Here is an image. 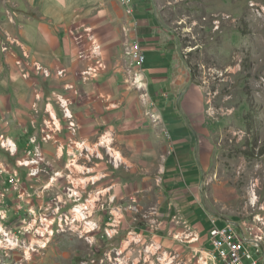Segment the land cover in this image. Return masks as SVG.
Returning <instances> with one entry per match:
<instances>
[{
  "label": "rangeland",
  "instance_id": "1",
  "mask_svg": "<svg viewBox=\"0 0 264 264\" xmlns=\"http://www.w3.org/2000/svg\"><path fill=\"white\" fill-rule=\"evenodd\" d=\"M155 1L165 6L167 24L180 36L188 64L197 77H201L208 87L207 92L211 94L207 93L208 97H212V101H208L209 108L211 106L213 109L212 115L222 122V131L218 137L219 142L209 170L205 174L200 171L194 176L186 172L187 170L183 167L180 169L184 179L199 181L195 193L199 197L201 206H191L189 212L191 219L202 222L205 230H209L213 225L209 215L224 216L223 221L232 220L236 223L241 220L253 223L257 214H261L264 218V0H225L228 5L222 10L210 8L211 6L210 9H206L205 5L211 2L210 0ZM179 1L183 3L181 7L174 10L170 8L179 5ZM190 1H200L202 6L191 5ZM9 41L7 37L3 44L4 50H8ZM5 44L7 49L4 48ZM130 74V72L127 73V77L122 80L123 88L119 95L115 96L111 103L108 102V106L119 114L112 115L110 120L114 122L117 116L129 114L127 97L134 92L138 95L136 103L139 101L143 106L144 116L154 128H157L160 124L153 117V106L146 102L142 92L132 85ZM53 91L47 79L41 82V96L38 98L41 113L39 111L40 116L29 139L30 142L33 138L37 139L35 143H31L32 155H34L36 144L41 147V156H39L41 173L39 178H34L38 180L33 181L32 184H35L37 189L31 188L30 191L34 196L40 188L39 185L45 184L47 180H49L47 184L50 183L53 176V171H50L52 169L50 162L56 161L54 164L63 172L61 178L65 179V182L62 183L58 177L57 179L62 183L61 189L55 185L52 186L50 200L52 206L49 208L62 200L60 201L62 204L68 202L65 205L68 208L64 207V211L72 213L75 204L69 197V189L72 188L81 195V202L88 198L98 201L92 216L98 222V228L95 230H89L90 227L78 228V225L81 227L83 223L80 221L72 228L67 225L61 232H74L83 236L99 231L102 238L114 237L113 240L117 238V245H119L113 250L107 247L106 251H94L87 257L74 255L72 264H80L83 259H95L89 264H145L146 258L152 264H202L204 253L200 251L202 246L200 242L204 236L201 235L198 240L193 239L191 232L195 233V226L190 220L184 221L179 217L177 209H174L170 216L163 214L166 208L165 202H167L165 199L172 197L165 167V158L169 154L171 143L165 128L163 127L161 131L165 136V147L149 165L148 159L142 158L138 153L135 155L131 151L137 141L145 139V133H138L136 136L121 140L118 136L119 131H116V128L111 126V122L107 121L101 123L103 126L98 137L79 136L80 130L83 132L85 128L80 127V122L72 111L70 100L67 101L73 115L71 118L65 114V109L60 103L62 95L60 92L55 94ZM87 98L89 100L86 102L85 116L91 119L97 114L96 99L94 96H87ZM47 102L54 105L64 125L61 126L63 135L66 133L70 137L66 148L71 147L72 152H69L70 158L67 161V158L64 161L46 157L42 153V135L47 127L45 119L42 118L46 113L49 114L46 109ZM42 106L45 107L41 108ZM71 121L75 122L74 125H71ZM60 132L55 133L56 139ZM104 136L108 138L103 139ZM84 141L82 152L79 144ZM5 152L0 150L3 157L9 158L8 161L13 163V166L16 164V167L20 161L18 155L14 158ZM25 153H19V155L23 156ZM76 161L84 167L78 165ZM178 164L181 166L179 161ZM45 166H48L47 170ZM90 167L94 168L89 172ZM17 170L19 171L18 168ZM19 174L21 178L19 188L9 181L5 187L2 189L0 187V203L3 202L4 206H7L8 214L1 225L15 234L20 233V245L14 249L8 241L3 239L0 244V264H15V257L20 259L21 264H68L61 254H53L56 251L62 253L63 248L66 251L69 246L68 243H62L60 237L55 239L54 235L58 232L43 247L40 239L35 237L34 230L28 229L27 232L30 234H25L27 230L24 229L25 220L28 221L29 216L26 217L24 214L23 221L18 224L19 219L14 214L9 215L13 198L3 201V192L22 191V181L28 180H24L27 179L26 174L21 175L20 171ZM93 179L97 181L94 182ZM115 180L123 184H133L132 194L127 196L124 193L123 196L118 197L120 202L113 194L110 195L107 191L105 194L103 191L104 183ZM142 185L145 186L144 189H141ZM81 187L85 190L84 194L80 190ZM43 189L40 188V190ZM160 201H163L161 205H159ZM118 206L124 210L123 216L117 227L118 232L111 236L107 232L111 229L110 211ZM49 210L51 211L52 208ZM36 211L39 212L37 208ZM22 212L24 213V210ZM97 213L99 215L104 213L107 217L105 224L103 220L99 221L96 218ZM222 223L221 221L219 225ZM170 224L175 226L170 229ZM170 231L171 234H169ZM176 235L179 237L177 238ZM94 236L91 234L90 239L85 238L89 242L92 240L95 242ZM169 236L176 240L175 245L164 244V237ZM0 238H2L1 235ZM177 243H180L182 247L176 245ZM31 244L34 248H30ZM205 246L207 251L205 254L211 261L212 255L208 252L212 246ZM54 248L57 249L54 250Z\"/></svg>",
  "mask_w": 264,
  "mask_h": 264
},
{
  "label": "crops",
  "instance_id": "2",
  "mask_svg": "<svg viewBox=\"0 0 264 264\" xmlns=\"http://www.w3.org/2000/svg\"><path fill=\"white\" fill-rule=\"evenodd\" d=\"M210 1L205 5L206 9L222 10L228 5L225 0ZM201 3L189 2L191 5L202 6ZM182 5L180 2L170 8L174 10ZM129 6L133 7V14H128ZM166 13L165 6L159 5L155 0H0V133L16 142L17 151L11 153L1 146L0 150L6 151L8 156L14 158L17 155L20 159L31 157L32 147L29 139L41 113L38 98L41 96V82L45 79L54 89L53 93L60 92L62 98L70 100L80 127L85 128L83 132L80 130L79 136L98 137L103 126L101 123L107 121L119 131L121 140L143 132L145 139L137 141L131 151L148 159L149 165L165 147V136L161 132L164 127L171 143L169 154L165 158V167L172 197L165 199L167 202L163 214L170 216L171 212L177 209L179 217L184 221L190 220L196 228L192 234L198 235L199 238L204 236L200 242L202 251L205 245H211L209 230H205L202 222L192 220L189 214L191 206H201L195 193L199 181L184 179L180 169L183 167L194 176L200 171L205 174L209 170L222 131V122L212 115L208 103V87L188 64L180 36L167 24ZM92 34L100 45V55L93 52L94 43L90 38ZM7 37L10 40L9 48L4 50L3 44ZM136 41L145 55L142 65L143 77L148 103L152 104V111L159 119L160 125H157V128L144 116L143 106L139 101L136 103L138 95L134 92L127 97L129 114L117 116L114 122L110 120L112 115H119L108 105L123 88L122 80L129 73L128 67L135 64L128 49ZM35 62L49 68L52 75L47 77L38 73L33 67ZM91 66L98 68V74L84 79L85 71ZM59 70H63V74H58ZM87 96H94L96 99L97 114L91 119L85 116L86 102L89 100ZM43 107L45 106L41 108ZM46 109L49 114L46 113L42 119L48 120L55 114L56 123L61 127L63 124L54 105L47 102ZM62 129L61 127L57 139L55 137L43 142L44 156L64 161L65 158L66 161L70 158L69 152H72V149L66 148L70 137L66 133L63 135ZM106 138L108 137L104 136L103 139ZM23 152H26L25 155H19ZM8 160L9 158L0 153V165H7L10 171L18 168L21 175H27L24 180H28L21 183L22 191L19 193L23 192L22 196L19 193L3 192V201L13 198L9 215L14 214L20 224L30 206L37 208L39 212L51 209L52 207H49L52 206V186L61 189L62 183L65 182V179L61 178L63 172L54 164L56 161L50 162L52 169H49L53 171L50 183L47 184L49 180L45 184L36 182L41 184V189L43 186L45 189L39 188L33 196L30 190L37 189L36 185L32 184L38 180L34 178L39 177H28V167L18 164L15 167L16 164L13 166ZM77 164L82 166L78 162ZM46 168L48 166H45V170ZM93 168L90 167L89 172L93 171ZM82 170L85 172L83 168ZM7 183L6 172L0 175L1 189ZM104 184L105 194L106 191L110 195L113 194L117 201L124 193L130 196L133 191V184L124 185L116 180ZM144 188L142 185L141 189ZM80 190L84 194V188ZM161 203L163 201H160L159 205ZM0 206L7 207L3 202ZM214 216L218 218L219 223L228 221H223L224 216ZM209 217L211 219L210 215ZM96 218L103 220V224L107 222L104 213H97ZM174 226L170 224V229ZM76 234L58 232L54 235L55 239L60 237L62 243L69 245L66 251L63 248L62 253H53L61 254L68 264H72L74 255L87 257L94 251H106L107 247L113 250L119 246L117 238H102L99 231L83 236ZM91 234H95V242H89L85 238ZM175 241L170 236L164 237V244L175 245ZM176 245L181 246L180 243ZM14 259L15 264H21L18 257Z\"/></svg>",
  "mask_w": 264,
  "mask_h": 264
},
{
  "label": "built area",
  "instance_id": "3",
  "mask_svg": "<svg viewBox=\"0 0 264 264\" xmlns=\"http://www.w3.org/2000/svg\"><path fill=\"white\" fill-rule=\"evenodd\" d=\"M127 1V0H124ZM133 7H128V14H133ZM91 40L94 43L93 52L97 55H100V45L96 41L94 35H90ZM4 48L7 49V44L4 45ZM128 52L134 57L135 64L133 66L128 67V72H130L132 85L138 90L141 91L142 96L145 101L148 102L147 88L146 82L143 77L142 65L145 61V55L140 47L138 41L131 45L128 49ZM21 63V62H19ZM33 67L38 73H42L45 76L49 77L52 75V71L44 67L42 64L35 62ZM134 68V69H133ZM58 74H63V70H59ZM98 74V68L95 66L89 67L84 73V79H89L92 76ZM209 94V93H208ZM211 95V94H209ZM209 102L212 101V97H209ZM61 105L65 109V114L68 117H72V112L68 106V101L65 98H61ZM210 111L212 113L213 109L210 106ZM52 114V113H51ZM154 119L158 121L157 117L153 113ZM46 122V129L43 131L42 141L47 142L52 140L55 137V133L61 131V127L59 123L57 124V118L54 114ZM74 121H71V125H74ZM37 141L36 138L31 139V143H35ZM84 143H80L79 147L82 149ZM0 146L11 153H15L17 151V144L13 140H11L8 136L3 133H0ZM41 147L36 144L34 155H31L29 158L20 159L18 161V165L28 167V174L32 177H38L41 173L40 158ZM76 157V155H75ZM8 174V181L16 188H19V182L21 180L19 171L15 168L11 171L7 167V165H0V175L6 173ZM77 189V187H75ZM23 194L22 193H19ZM69 197L75 202L72 213L64 211V206L68 202H60L54 204L52 210L49 209L47 211L37 212L36 208L29 207L25 213V216H29L28 221L25 220L24 229H27L25 234H30L28 229L34 230L33 233L35 237L40 239L42 242V246L44 247L48 241L51 240L52 236L56 232H61L65 230L67 225L70 227H74L75 224H79L80 221L82 226L78 228L90 227L89 230H95L99 227V224L96 220L92 218L97 208V202L88 198L86 201L81 202V195L79 192L74 189H69ZM103 207L105 204L103 203ZM122 207L118 206L115 210L110 211L109 217V225L111 227L107 232L114 236L118 232V226L121 222ZM8 217L7 210L5 207L0 206V225L4 220ZM211 220L213 225L209 229V239L212 248L208 252V254L212 255L211 261L208 260L206 254H203L202 264H264V218L261 217V214L255 215V221L253 223L247 222L245 220H241V222L236 223L232 220L226 221L224 224L219 225L218 218L216 216H211ZM92 224V225H91ZM21 232V231H20ZM82 232V230H81ZM91 232V231H89ZM132 233V232H131ZM192 234V232H191ZM0 244L5 241H8L12 248H16L20 245V233L15 234L11 230L0 226ZM33 235V234H32ZM34 236V235H33ZM90 239V236H86ZM178 238L179 236L176 235ZM193 239L198 240L199 236L193 234ZM32 243V242H30ZM30 245V248H34ZM202 253H207L206 249L202 248ZM95 259L87 260L83 259L80 264H89L90 262H94ZM104 261V260H101ZM145 264H152L148 262L146 258Z\"/></svg>",
  "mask_w": 264,
  "mask_h": 264
},
{
  "label": "bare ground",
  "instance_id": "4",
  "mask_svg": "<svg viewBox=\"0 0 264 264\" xmlns=\"http://www.w3.org/2000/svg\"><path fill=\"white\" fill-rule=\"evenodd\" d=\"M92 225V224H91ZM1 226V225H0Z\"/></svg>",
  "mask_w": 264,
  "mask_h": 264
}]
</instances>
